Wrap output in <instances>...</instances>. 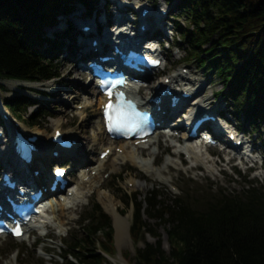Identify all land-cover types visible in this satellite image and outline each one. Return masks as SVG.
<instances>
[{
    "label": "trees",
    "instance_id": "16d2710c",
    "mask_svg": "<svg viewBox=\"0 0 264 264\" xmlns=\"http://www.w3.org/2000/svg\"><path fill=\"white\" fill-rule=\"evenodd\" d=\"M167 1H179L187 23L173 26L175 47L187 52L186 62L217 76L223 83L219 96L234 102L237 114L244 113L255 129L264 125V0ZM76 4L89 14L95 9L92 0H0V79L44 83L59 78L63 34L47 38L45 31ZM2 102L32 127L46 114L26 119L27 109L40 105L26 96ZM243 179L247 185L239 193L220 191L205 207L186 203L185 190L172 204L156 190L124 193L123 213L131 204L135 209L131 238L135 245L143 242L134 257L126 253L124 259L134 264H264V187ZM78 228L79 234L64 242L62 264H111L107 255L115 252V229L99 203L92 204ZM147 235L156 242H147Z\"/></svg>",
    "mask_w": 264,
    "mask_h": 264
},
{
    "label": "rangeland",
    "instance_id": "374dc122",
    "mask_svg": "<svg viewBox=\"0 0 264 264\" xmlns=\"http://www.w3.org/2000/svg\"><path fill=\"white\" fill-rule=\"evenodd\" d=\"M92 3L94 4V10H97L98 16L102 17V19L105 18L106 20L115 22V20L118 19V15H125L123 18L129 20V22L127 21L129 24H127L128 26H132L133 32L135 33L139 32L142 27V23L139 22L142 8H154L152 11L154 15H159L162 9L168 10V15L160 20L163 26L162 31L164 32L160 40L161 42L164 40V45H162L161 49L164 60L166 61V66L156 71L151 79L153 80L160 74L171 77L183 73L186 78L190 80H185L184 83L188 85L186 87L198 89L204 86L199 95L201 100L206 101L205 105L207 109H216V112L224 114L237 130L240 132L243 131L249 137L251 148L255 150L253 155L254 158L258 161V164L264 163V125L261 124L260 127L255 129L252 123L247 121L244 113L241 112L237 114L234 102L219 96V93L222 92L223 83L217 76L209 74L206 69L201 68L196 62L187 63L185 60L187 55L186 51L170 48V45L175 46L178 43L177 38L173 37L172 34L173 25L177 22L182 25L187 24L185 22V17L182 16L183 14L181 13L179 1L169 3L167 0H92ZM118 4L123 5V8H128L129 11L119 12V9L116 10V8H119ZM74 10H77L79 14L83 13V16L86 14L84 7L80 4H76ZM72 12L73 11H71V13ZM69 13L68 15L62 14L63 16H60L68 17L71 15V13ZM93 16L94 13L90 15V20L83 17L84 22L89 21L90 23ZM59 17L57 18L55 27L46 29L45 37L53 38L57 35H61L64 27L62 31L59 30V26L61 25L60 22L58 23ZM153 21L155 20H149L151 25ZM68 23L72 22L68 20L66 25ZM85 26L83 25L82 27ZM107 28L108 27L100 29V33L104 34L106 33L105 31H110ZM59 40L61 43L60 47H64V49L70 41L68 39H62L61 37ZM61 48L58 57V71L60 77L49 82H44L49 83L44 89H11L4 83L5 80L0 79V85L5 87V90L0 89V112L6 109L1 102L3 99L26 96L40 102L39 106L29 107L27 109V114H25V118L27 119L29 116L37 113H46L43 114L42 118L39 120L40 125L32 128H25L30 129L29 131L35 134H44L47 136V139L50 140L56 124H60L67 133L70 132L79 136L78 142L83 145V148H81V156L84 160L90 161L97 155L99 150L98 145L96 146L93 140L97 136H100L103 131L98 125L101 121L98 107L99 97H97L95 93V88L88 85V77L79 80V78L73 74L66 76L73 68L77 71H82V67H77L75 62L67 59L65 53L61 51ZM184 71H186V73ZM164 76L160 79L162 80ZM77 80H79L80 83L77 84ZM146 83L152 84L150 81ZM30 90H32V92ZM56 91H60V93L56 94ZM77 96L80 97L75 99ZM187 105L189 106V104ZM42 108H44L45 112H40ZM6 122L8 124V121ZM10 122L13 124L18 123L20 128L24 127L22 124H19L23 122L22 120L21 122H17L11 116ZM46 130L47 132H45ZM181 136L182 134L179 133L176 138H172V140L169 141L172 147L168 149L170 155L180 149L178 142ZM87 137H89V139H87ZM3 141L5 142V140H0V169L3 168L2 166H7L5 163L6 158L9 157L11 159L6 152V146L2 143ZM197 142L198 140L192 144L195 145ZM159 144L160 145H158V143L154 144L149 149H146V151L140 148L128 147L125 153L122 154L117 153L116 149L113 148V152L100 174L101 182L96 183L99 188L96 189L94 193H92V190L89 188L90 184H87L84 189L78 188V196L69 199L68 202L63 204L66 209L75 208V210H65L63 216H61L59 206L51 205L50 210L42 221L48 222L52 226V229L47 230L46 228H41L38 231L36 237H41V244L37 248L33 245L36 237H31L26 241L14 240L12 238L0 239V264H62L59 255L63 253L65 248L63 242L79 234L78 225L88 216V210L93 203H99L102 206L103 210L111 216L114 226L113 216L104 208L100 199L101 195L108 194L109 192L116 198L115 203L118 207L119 215L123 217L128 214L131 215L132 228L134 212L132 209H125L123 213L124 205L120 198L124 193L146 194L149 191L156 190L161 193V199L163 201L172 204L176 197L182 195V190H185L188 193L187 198L184 196L186 203L192 207H205L207 201L211 199L210 196H215L220 191L233 193L240 192L243 189L244 180L236 176L234 170L226 164V160L232 157V153L224 152L220 154L219 151L209 150V152L214 154L210 162H207L209 159L208 154L203 157L205 158L204 160L203 158H196L192 161H186L184 156L181 158L171 157L167 152H163L167 150L166 145L168 144L164 139H160ZM11 160L13 161V159ZM134 161L139 162V166H136ZM57 163H67L72 167L70 184L77 187L76 183L80 182V179L78 180L77 177L78 169L76 164L72 163L70 160L61 162L53 160L52 163L46 165L47 173L50 174V166ZM158 163L160 164L157 166ZM168 163L172 165V169L167 167ZM198 164L202 166L200 170L191 172V168ZM35 165L37 164L35 163ZM236 169L241 171L242 174H245L244 168L241 167L240 169L236 167ZM146 170L148 174L144 173ZM31 173V171L28 172L29 175H31ZM254 176L255 175L250 176L249 179L258 181L257 186L264 187V178L260 177L262 180H259L254 179ZM145 220L151 225L156 224L154 220H148L146 216ZM47 232L50 233V236L46 239L44 235ZM68 232L69 237L66 236ZM158 233L163 235V248L169 253L170 247L165 230L161 228ZM114 238L116 250L110 258L111 264H134L133 260L126 261L123 255L130 253L129 257H134L136 248L142 247L143 242L135 245L131 239L130 233L129 240L126 237L124 243L121 244L117 239L116 229ZM156 240V238L150 235L146 236V241L149 243H154ZM44 250L49 254H46Z\"/></svg>",
    "mask_w": 264,
    "mask_h": 264
},
{
    "label": "bare ground",
    "instance_id": "6f19581e",
    "mask_svg": "<svg viewBox=\"0 0 264 264\" xmlns=\"http://www.w3.org/2000/svg\"><path fill=\"white\" fill-rule=\"evenodd\" d=\"M83 15H84L83 13L79 14V12L77 10H74L71 13V15H69L68 17H62V18L60 17L59 20H58V23L60 22V24H61L59 26V30H61V31H62L63 27L65 28L66 23H67L68 20H70L72 22V24L76 27L75 36L77 38H80L81 45H78L77 42L74 43L72 41H69L68 42L69 44L67 43L66 48L64 49V47H62L61 51L63 53H65V55H66L65 57L67 59H69L72 62H75L77 64V67L81 66V64L83 63V59L85 57H87V56H89V55L94 53L92 47L89 44L90 39L91 38H96L98 40L103 41V38H104L103 37L104 35H102L100 33V25L103 24V23L99 22L98 20L95 22V25L93 27H91V31L90 32H84V31H82L80 29L81 24L84 23ZM148 17L149 16H147L146 19L142 18L140 22H143V23L147 22L152 27L153 26H157L158 20L153 18L154 17L153 15L150 16L151 19L155 20V21L152 22V25H151L150 22H149L150 17L149 18ZM114 35H113V38H114ZM75 41H77V40H75ZM101 41H100V43L102 45L103 43ZM59 53H60V50H59ZM72 74L76 75V77L79 78V80L86 78V72L77 71V70H75V68L70 70L66 74V76H69V75H72ZM169 78L171 79L172 83H176V82L179 81L176 76H171ZM79 80H77L78 81L77 84L80 83ZM187 80H189V79H187ZM92 82L93 81L90 80L88 82V85L89 86H93ZM4 83H6L9 88L17 89V90H22V89L23 90H25V89H44L49 84V83H31V82L14 81V80H5ZM161 83L166 84V80L165 79L162 80ZM156 88H157V86L155 87V86H152L151 84H144L139 90V93L142 95L141 99H144L143 98L144 96L147 97V96H149L152 93L153 94L154 93L157 94L158 90ZM203 88H204V86L199 87L198 88V93H200L203 90ZM26 91H28V90H26ZM55 93L58 94V93H60V91H56ZM79 97L80 96H77V98H75V99H78ZM205 102L206 101L202 100V103L205 104ZM100 103L101 102H99L98 104L100 105ZM162 108H164V110L166 109L167 112L170 111V106L168 104V99H166V100H164L162 102ZM181 108H183V107H181ZM188 110L189 109H187L183 113L184 116H186ZM214 110H216V109H214ZM180 118H182V117H180ZM98 125H99L100 128H102V121H100V123ZM60 127H61L60 124H56L55 128H60ZM45 132H47V130ZM37 135H39L41 137H40L39 142H37L38 152L34 153L35 162L32 163V164L22 163V166L25 168L26 172L27 171L29 172V171H32V170H36V168H37L38 170L41 171L40 180L48 181V180H50V176L47 173L46 165L48 163H51L53 160H56V161L59 162V161L65 160V159L61 158V157H59L57 159L52 158V156L50 155V151L53 150V148L55 149L57 145H54L53 143H51V141L47 139L46 135H44V134H37ZM66 136H67L66 139H69V140H72V141H76L77 139L79 140V136L74 135V133L68 132L66 134ZM161 137H162V134L157 133L156 138L158 140H160ZM87 139H89V137H87ZM183 139H184V137H183ZM93 142L95 143L96 146L98 145V149L101 146L105 147V149L111 147L110 143L106 141L104 131H102V134L100 136H97L93 140ZM166 142L168 143L166 145V148H170L171 144H169V140H166ZM180 143H181V145H184L185 141L183 140ZM120 147L124 150V153H125L126 147L124 145L120 146ZM81 148H83V145L80 144V142H78L77 145H75L72 150H64V152H66L69 155L73 156L74 160L79 162V163H81V165H84L81 168V174H82L81 175V182H78L77 186L80 189H84L85 186H84V182L82 181V179L88 178L89 179L88 182L91 184L90 190H96L97 189L96 183L101 182L100 174H101V171L105 168V166L107 164V161H100L98 159V156L100 155V153H99V155L97 154L95 156L97 158L94 157L91 161H89V160L86 161L81 156L82 155L81 154ZM186 148H187V150H186L187 153L191 154L192 158L200 159V158L204 157V154L200 153L197 149H195L193 147L192 148L186 147ZM57 149H61V147L57 146ZM12 152H10L9 154L7 153V154L13 156ZM174 153L181 155V152L175 151ZM134 162H135L136 166H139V162H136V161H134ZM35 163L37 165H35ZM167 167H170L169 169L173 168L172 165H170L169 163L167 164ZM197 168H199V167L197 166ZM93 171H96V175L95 176L92 175ZM77 196H78V194H77ZM100 199L102 201V204H103L104 208L113 216L114 226H115L116 234H117V239H118L119 242H121V244H123L126 237L129 240V235H130V231H131V215L128 214V215H126L124 217L119 215L118 207H117V205L115 203L116 202V198H115V196L112 193L109 192L108 194H103V195L100 196ZM65 210L74 211L75 208L66 209L65 207H59V211L61 212V216H63V212Z\"/></svg>",
    "mask_w": 264,
    "mask_h": 264
},
{
    "label": "snow or ice",
    "instance_id": "6c2138e0",
    "mask_svg": "<svg viewBox=\"0 0 264 264\" xmlns=\"http://www.w3.org/2000/svg\"><path fill=\"white\" fill-rule=\"evenodd\" d=\"M108 107L112 110L113 113L118 114L121 118L123 117V112L121 111L120 106H113L110 104Z\"/></svg>",
    "mask_w": 264,
    "mask_h": 264
}]
</instances>
